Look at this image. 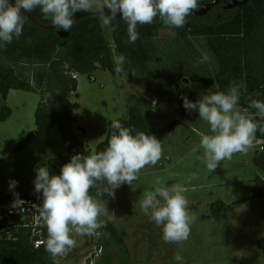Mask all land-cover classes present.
Returning a JSON list of instances; mask_svg holds the SVG:
<instances>
[{
  "label": "trees",
  "instance_id": "1",
  "mask_svg": "<svg viewBox=\"0 0 264 264\" xmlns=\"http://www.w3.org/2000/svg\"><path fill=\"white\" fill-rule=\"evenodd\" d=\"M214 1L202 0L199 10L186 18L182 28H169L159 18L151 24L138 25L140 36L135 43L128 42L127 25L120 13L108 26L110 41L103 33L102 16L78 12L74 17L87 16L76 19L69 32L51 28V20L45 19L39 8L27 13L23 35L0 48V100L3 103L0 121L10 116V110L4 105L10 91L39 94L35 133L57 128L71 156H88L89 150L79 141L74 130L73 113L79 107L71 102L70 97L77 92L76 76L92 75L98 70L112 73L116 65L128 72L131 82L141 90L152 88V98L156 104L175 111L179 116L188 113L183 107V97L194 102L202 92L214 85L219 92H225L230 82L240 86L241 109L248 108L253 99L264 101V0H249L232 9L227 8L231 0H218L205 15H198L202 6L211 5ZM163 31L185 46L189 39L194 45L190 42L188 49L179 48L178 51L169 52V62L153 64V75L140 73L132 81V70L145 71L152 62V51L155 49L151 41L159 39ZM58 32L68 35L60 38ZM186 50H193L188 54L190 63L188 61L187 67L183 66ZM205 54L210 59L202 66L201 58ZM121 55L126 58L123 65L117 63ZM200 67L204 72L195 73ZM149 78L153 80V87L149 85ZM151 103L152 100L148 98L130 95L127 118L119 121L124 127L134 129L133 134L144 132L156 138L169 135L173 131L172 125L161 130L152 122L163 114L156 106L153 110ZM254 111L249 109V112ZM256 119L259 121L260 118ZM111 122L95 153L108 147L113 131ZM255 140L259 142V151L255 153L253 163L264 174V132L258 130ZM71 156L51 159L48 163L50 172L58 174L60 167ZM254 183L252 198L264 199V180L256 176ZM39 196L35 192L17 195L0 192V206L19 200H37ZM245 201L247 199L240 200ZM225 207L222 203L211 205L212 215L216 217ZM98 231L101 233L99 237L83 236L91 241L95 251L101 250L95 264H128L127 247L114 225L107 222ZM46 239L47 235L44 234V241ZM257 247L264 255V239L258 241ZM54 259L44 245L33 248L28 231L8 228L0 221V264H54Z\"/></svg>",
  "mask_w": 264,
  "mask_h": 264
},
{
  "label": "rangeland",
  "instance_id": "2",
  "mask_svg": "<svg viewBox=\"0 0 264 264\" xmlns=\"http://www.w3.org/2000/svg\"><path fill=\"white\" fill-rule=\"evenodd\" d=\"M102 29L110 41L108 26L102 23ZM190 42L193 43L189 39L185 46L174 40L170 33L161 32L159 39L151 41L155 49L152 62L145 71L132 70V81L140 73L153 75V64L169 62V52L188 49ZM192 51L184 52L186 61L183 59V66H189L188 54ZM203 72L200 67L195 73ZM76 79L77 92L70 97L71 102L79 107L73 113L74 130L89 155L95 154L96 147L104 140L109 122L127 118L130 95L153 102L152 88L141 90L131 82L128 72L122 71L118 65L112 73L98 70L92 75H77ZM149 80L153 87V80ZM212 92H219L216 85L200 96ZM39 101V94L13 90L4 103L10 116L0 121L1 193L31 194L34 192L35 166L48 164L59 156L72 155L57 128L35 133V111ZM156 108L163 115L152 122L161 130L173 126L172 133L157 138L163 145L161 161L142 169L138 180L131 186L120 187L114 199L107 198V203L101 201L107 214L99 219L103 225L109 222L116 228L127 247L128 264H178L174 259L176 255L183 257V264H264V255L257 247L258 241L264 239V199L252 198L254 178L264 180V174L253 163L259 142L254 140L247 154H234L231 160L222 161L211 172L202 159L200 137L193 131L195 128L210 134L207 123L196 112L179 116L165 106L156 104ZM10 180L18 181L15 189H9ZM157 181L168 187L181 185L185 189L188 211L194 220L190 236L183 242H165L161 227L140 208L143 194L153 190ZM90 194L95 196L96 189H90ZM241 199L247 201L240 202ZM215 203L226 206L216 217L211 210ZM72 237L75 246L55 257L54 264H88L89 256L95 258V248L88 238L76 235L74 231ZM99 257L95 260L98 261Z\"/></svg>",
  "mask_w": 264,
  "mask_h": 264
},
{
  "label": "clouds",
  "instance_id": "3",
  "mask_svg": "<svg viewBox=\"0 0 264 264\" xmlns=\"http://www.w3.org/2000/svg\"><path fill=\"white\" fill-rule=\"evenodd\" d=\"M201 4L202 0H0V48L23 35L25 15L37 8L54 28L69 32L78 12L99 14L105 26H110L120 13L127 25L128 42L135 43L140 36L138 25L151 24L159 18L169 28H182L186 18L195 14ZM209 59L205 54L201 63ZM125 60L121 55L117 63L123 65ZM240 95V86L230 82L225 92L204 94L194 102L182 98L184 109L189 114L198 113L209 127L210 134L195 128L193 131L200 137L202 159L211 172L234 154H247L257 131L264 132V101L253 99L241 111ZM155 106L153 101V110ZM110 127L113 131L105 150L88 156L73 155L55 175L46 162L34 167V192L42 199L39 216L48 234L44 246L53 257L75 246L73 231L79 236L99 237L98 230L104 223L99 217L107 214L101 201L114 199L120 187L131 186L142 169L162 159L163 145L155 135L133 134L134 129L124 127L119 120H113ZM17 184L18 181L10 180L9 189H15ZM93 188L95 196L90 194ZM184 191L181 185L168 187L157 181L140 201L142 212L161 227L165 242L180 243L190 236L194 217L188 211ZM174 259L183 264L182 256L176 255Z\"/></svg>",
  "mask_w": 264,
  "mask_h": 264
},
{
  "label": "built area",
  "instance_id": "4",
  "mask_svg": "<svg viewBox=\"0 0 264 264\" xmlns=\"http://www.w3.org/2000/svg\"><path fill=\"white\" fill-rule=\"evenodd\" d=\"M42 203V199L37 200H19L12 204L0 206V221L8 227H13L18 230L29 232L32 240L33 248L38 249L44 245V234H47V229L44 226L39 216L38 205ZM37 205V206H36ZM10 237V234H8ZM101 250L94 253V257L88 258V264H95L96 258L99 257Z\"/></svg>",
  "mask_w": 264,
  "mask_h": 264
},
{
  "label": "water",
  "instance_id": "5",
  "mask_svg": "<svg viewBox=\"0 0 264 264\" xmlns=\"http://www.w3.org/2000/svg\"><path fill=\"white\" fill-rule=\"evenodd\" d=\"M248 1L249 0H243V1L231 0V4L227 8L232 9L234 7H239V6L246 4ZM217 2H218V0H215L211 5L202 6V11L199 12L198 15H205L211 7H213L217 4ZM105 11L107 12L108 10H105ZM91 14L100 16L97 13H91ZM86 16H87V14L80 15V16L74 17V20L81 19V18L86 17ZM51 28H54V26H52ZM57 35L60 38H65V37H67L68 34L64 33V32H58Z\"/></svg>",
  "mask_w": 264,
  "mask_h": 264
}]
</instances>
